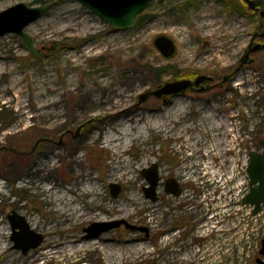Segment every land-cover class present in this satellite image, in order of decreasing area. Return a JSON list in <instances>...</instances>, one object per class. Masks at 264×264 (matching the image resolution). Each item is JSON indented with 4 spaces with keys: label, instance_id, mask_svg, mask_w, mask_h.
<instances>
[{
    "label": "rangeland",
    "instance_id": "obj_1",
    "mask_svg": "<svg viewBox=\"0 0 264 264\" xmlns=\"http://www.w3.org/2000/svg\"><path fill=\"white\" fill-rule=\"evenodd\" d=\"M21 2L52 7L25 29L39 49L48 48L43 57H32L12 33L0 37V264H258L264 204L254 215L243 199L251 151H263L264 52L212 93L166 103L139 97L159 86L146 71L151 66L177 74L162 83L221 79L258 30L259 15L239 0H154L141 26L117 31L77 0H0V12ZM162 34L177 44L171 60L153 45ZM113 109L134 118L131 126ZM109 134L113 144L103 141ZM120 161L126 164L118 171ZM153 164L161 179L156 202L146 197L141 174ZM170 178L181 196L166 193ZM83 182L90 194L77 192ZM111 184L120 186L118 197ZM63 201L82 208L71 221L61 215ZM13 210L45 236L26 255L13 249ZM111 221L125 223L84 238L91 224ZM57 241L101 244L106 260L93 248L46 256Z\"/></svg>",
    "mask_w": 264,
    "mask_h": 264
},
{
    "label": "water",
    "instance_id": "obj_2",
    "mask_svg": "<svg viewBox=\"0 0 264 264\" xmlns=\"http://www.w3.org/2000/svg\"><path fill=\"white\" fill-rule=\"evenodd\" d=\"M84 7L95 13L105 24L111 26L114 30L125 31L133 29L137 26L139 15L154 0H77ZM250 10L259 12V27L264 31V9L258 7L256 0H244ZM52 4L29 6L23 2L8 7L0 12V37L12 33L18 38L32 57L39 58L44 55V51L38 48L36 40L28 34L25 29L34 21L42 17ZM155 49L166 59L171 60L177 53L176 42L166 34L157 36L153 40ZM45 50V48H44ZM264 44L250 43L245 54V60L250 59L249 63L254 60L251 54L255 52H263ZM229 76L224 77L227 82ZM213 77L208 75H198L194 80L191 79H173L167 80L159 85L153 91H147L140 95V102L147 101L151 96L162 99L166 103L169 99L185 95L193 86H200L207 81H212ZM85 125L77 128L74 137L77 138L83 132ZM73 133V132H72ZM263 147V151H251V159L247 169L250 178V192L243 199V203L254 207V215L261 212L264 204V140L259 143ZM35 147H33L34 149ZM149 183V187H145L146 197L153 202L158 200L157 188L160 184L159 167L153 164L149 169L141 172ZM111 194L118 197L120 186L111 184ZM165 190L168 194L180 196L182 189L179 187L175 179H168L165 183ZM12 228L11 240L14 243L13 249L20 251L23 255L28 254L32 249L38 248L45 240V236L35 232L24 215L13 210L8 215ZM125 222L111 221L104 223H93L85 229V239L98 238L103 233L120 227ZM261 254L263 259L258 260V264H264V238L262 240Z\"/></svg>",
    "mask_w": 264,
    "mask_h": 264
},
{
    "label": "bare ground",
    "instance_id": "obj_3",
    "mask_svg": "<svg viewBox=\"0 0 264 264\" xmlns=\"http://www.w3.org/2000/svg\"><path fill=\"white\" fill-rule=\"evenodd\" d=\"M50 104V103H49ZM19 105L22 107V108H25V105L22 103V102H19ZM54 105V104H53ZM46 106H48V105H46ZM48 108V107H47ZM116 109V108H115ZM47 110H49V108L47 109ZM114 110V109H113ZM108 113H110V114H114V116H117L118 118H123L124 120H126V122H124V124L126 125L127 123H129V122H132L133 120H135L134 118L132 119L131 117V119H127L126 118V116H124V114H125V112L124 111H122V110H114V111H109ZM127 115V114H126ZM137 117V116H136ZM112 118H113V116H112ZM114 119V118H113ZM116 120V119H115ZM123 120V121H124ZM118 121V120H117ZM120 121V120H119ZM108 123V122H107ZM147 123V122H146ZM123 124V125H124ZM103 125V124H102ZM129 125H130V123H129ZM131 126V125H130ZM125 127V126H124ZM106 128V127H105ZM108 128V127H107ZM115 129V128H114ZM112 130H113V128H112ZM101 131V130H100ZM117 131V130H116ZM116 131H114L113 130V132H116ZM102 132H103V130H102ZM178 132H180L181 133V130H178ZM112 133V132H111ZM119 133V132H118ZM106 135H108V134H106ZM105 135V136H106ZM110 135V139H107L106 138V140H103V141H105V142H109L110 144H113L114 142L113 141H115L116 142V139H113V135H111V134H109ZM129 134H127L126 136H128ZM125 138V136H123L120 140H123ZM105 139V138H104ZM119 139V138H118ZM118 141V140H117ZM113 142V143H112ZM123 143V142H122ZM115 148H117V149H119L120 147H118V146H116ZM217 154V153H216ZM77 158V157H76ZM73 160H76V159H73ZM78 162V161H77ZM119 164H118V166L116 167V168H118V171H120V170H123V167H121V164L122 163H125V161H123L122 163H121V161L120 162H118ZM126 164V163H125ZM115 168V169H116ZM85 180H87V179H83L82 181H84L85 182ZM83 182V184L84 185H86L85 183ZM54 188L55 187H51V188H43L44 189V191H47V192H49V193H51L53 190H54ZM42 189V188H41ZM96 190V189H95ZM68 191H71V189H68ZM78 191H80V192H82V194H84V195H87V194H90V192H91V188H89V186H87L86 185V189L84 190V189H81V188H78L77 189V192ZM72 192V191H71ZM64 205V209L63 208H61L60 207V212H61V215L66 219V220H68L69 219V217H70V219H69V221H71V218H72V215L74 214V212H76V213H79L81 210H82V208H77V209H72V208H70L69 206H70V203H65V201H63V202H61V204L60 205ZM72 204V203H71ZM76 208V207H75ZM74 210V211H73ZM83 214H81V216H82ZM80 216V215H79ZM27 220V219H26ZM113 240V239H112ZM171 240H172V238H171ZM66 241L68 242V243H73L74 241H72V240H68V239H66ZM64 244H65V241H63V242H60V241H57L56 243H54V245H53V247L51 248V250H49V251H47L45 254H46V256H48V257H53V256H55V255H63V254H73V255H75V254H78V253H83L84 251H86V250H88V249H91V248H93L94 249V251H96L98 254H101V256L102 257H104V259L106 260V247H104L103 245H101V244H97V243H94V244H85V245H82V246H78V247H76L75 248V246H72V247H66V246H64ZM60 245H63V249H60ZM73 257V256H72ZM108 257V256H107ZM103 259V260H104ZM105 262V261H104Z\"/></svg>",
    "mask_w": 264,
    "mask_h": 264
},
{
    "label": "flooded vegetation",
    "instance_id": "obj_4",
    "mask_svg": "<svg viewBox=\"0 0 264 264\" xmlns=\"http://www.w3.org/2000/svg\"><path fill=\"white\" fill-rule=\"evenodd\" d=\"M240 1L246 3L244 0H240ZM256 2H257L258 7H260L261 9H264L262 7V4H261L260 1L256 0ZM252 12L255 13V15H257V16L259 15L258 14L259 12H256L254 10ZM258 18H259V16H258ZM262 41H264V31H263V29H258V30H256L254 32V34H253V36L251 38L250 43H253V46H254L256 43H263ZM247 48H248V46H246V49L244 50L243 54L240 56V58L234 64V66L230 69V71H228L227 73H224L221 79L220 78H217L215 76L209 75V76L213 77V80L212 81H207V82L203 83L200 86H193V87H191L188 90L187 94L189 92H192V93H195V94L212 93L214 90L224 88L226 85L231 84L232 82H234V80L236 79L238 73L242 72L245 68H247L248 66H251L254 63V61L252 63H249L250 62V59H247L246 61H244L245 60V54L247 53ZM45 49H48V48L45 47ZM44 52L46 54V51H44ZM257 53H259V52L252 53L251 54V58H253V55H255ZM226 75H228L229 78H228L227 82H224L223 80H224V77ZM195 78H193L191 80H194ZM170 100L171 99H169L168 101H170Z\"/></svg>",
    "mask_w": 264,
    "mask_h": 264
},
{
    "label": "trees",
    "instance_id": "obj_5",
    "mask_svg": "<svg viewBox=\"0 0 264 264\" xmlns=\"http://www.w3.org/2000/svg\"><path fill=\"white\" fill-rule=\"evenodd\" d=\"M42 1L43 0H38V3H43ZM161 1H164V0H161ZM144 13L145 12H143L142 14L139 15V22H138L137 26H141L146 20L149 19L150 16H148L147 14H144ZM146 71L147 72L149 71L151 74L154 75L153 84L155 86L160 85L163 82V80L166 78V76H170V75L177 76V74H175L171 68H169L168 66H165V65L158 66V67H152L151 66V67L146 68ZM83 124H86V122Z\"/></svg>",
    "mask_w": 264,
    "mask_h": 264
}]
</instances>
